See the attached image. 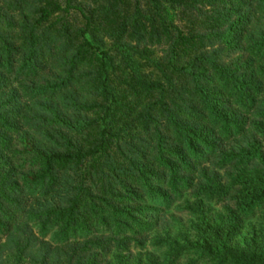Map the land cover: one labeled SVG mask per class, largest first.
<instances>
[{"label": "trees", "instance_id": "obj_1", "mask_svg": "<svg viewBox=\"0 0 264 264\" xmlns=\"http://www.w3.org/2000/svg\"><path fill=\"white\" fill-rule=\"evenodd\" d=\"M0 264H264V0H0Z\"/></svg>", "mask_w": 264, "mask_h": 264}]
</instances>
